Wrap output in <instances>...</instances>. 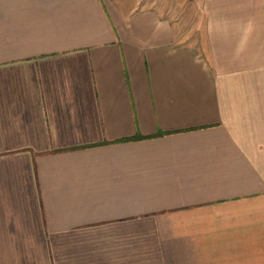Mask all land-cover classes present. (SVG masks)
<instances>
[{
    "label": "crops",
    "instance_id": "1",
    "mask_svg": "<svg viewBox=\"0 0 264 264\" xmlns=\"http://www.w3.org/2000/svg\"><path fill=\"white\" fill-rule=\"evenodd\" d=\"M189 3L0 0V264H264V0Z\"/></svg>",
    "mask_w": 264,
    "mask_h": 264
},
{
    "label": "rangeland",
    "instance_id": "2",
    "mask_svg": "<svg viewBox=\"0 0 264 264\" xmlns=\"http://www.w3.org/2000/svg\"><path fill=\"white\" fill-rule=\"evenodd\" d=\"M156 1V0H153ZM173 1L175 0H167L168 6L170 7V15L174 18H178L179 22V28L182 30V38L191 37L189 34H191V24H189V16L191 14V7L189 0H184L183 3H176V8H174L175 5H173ZM176 14V15H175ZM194 39H196L197 35H192Z\"/></svg>",
    "mask_w": 264,
    "mask_h": 264
}]
</instances>
